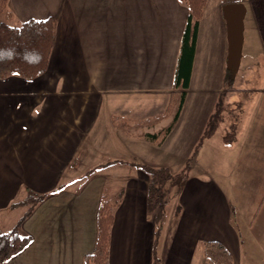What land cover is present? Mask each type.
Wrapping results in <instances>:
<instances>
[{
  "label": "crops",
  "instance_id": "crops-1",
  "mask_svg": "<svg viewBox=\"0 0 264 264\" xmlns=\"http://www.w3.org/2000/svg\"><path fill=\"white\" fill-rule=\"evenodd\" d=\"M237 4L243 8L241 23L249 17V33L245 38L243 30V41L233 58L239 60V52L242 59L247 56L239 67L247 70L264 59V0H237ZM227 5L226 0H208L179 120L163 141L154 142L125 132L121 119L144 121L165 113L168 106L131 118L136 110L129 113L119 103L148 97L170 99L189 15L184 2L8 0L13 23L54 18L56 35L43 75L32 80L18 75L0 79V222H11L10 229L17 224L27 206L14 204L24 200L28 191L47 195L21 227L32 242L4 264H84L85 256L95 249L102 191L112 185L97 173L76 189L73 178L67 176L79 168L80 159H92L101 150L134 151L138 146L153 152L154 144L164 155L174 152L178 156L180 150L191 153L219 96L229 92L228 101H238L233 95L240 85L230 88L225 82L232 57ZM245 43L248 52L242 54ZM234 72V85L242 78L243 86L248 78L242 74L236 79L238 72ZM253 106L247 117L240 113L232 144L224 142L219 128L204 145L220 139L221 152L226 150L220 167L230 175L227 187L198 175L180 182L181 210L173 217L174 233L166 256H160L161 264H193L196 248L206 240L223 242L235 264H249L251 248L244 246L237 225L240 220L251 239L258 236L260 250L264 247V88ZM171 120L162 119L147 132H157ZM223 124L227 128L229 119ZM127 162L135 164L129 176L114 180L119 183L112 188L115 219L110 264H152L157 226L155 213L147 205L150 176L140 165H160L140 159ZM118 163L103 166L108 169ZM19 207L25 211L13 219ZM166 235L163 227L161 241ZM253 250L256 254L259 249ZM199 257L198 264H208L205 256Z\"/></svg>",
  "mask_w": 264,
  "mask_h": 264
},
{
  "label": "trees",
  "instance_id": "trees-1",
  "mask_svg": "<svg viewBox=\"0 0 264 264\" xmlns=\"http://www.w3.org/2000/svg\"><path fill=\"white\" fill-rule=\"evenodd\" d=\"M189 8L187 24L183 33L180 53L176 66L173 91L169 106L165 113L142 121L137 125L120 123L121 128L131 134L130 130L143 124L154 126L162 119L172 117L169 125L157 132H146L143 136L154 142L163 141L173 130L179 120L182 108L186 101L187 90L190 87L194 57L196 52L198 30L204 16L208 0H180ZM237 0H226V3ZM0 79L11 75H18L24 79L32 80L43 75L47 70L50 57L54 48L56 35V21L49 19H30L19 23H13V12L8 9V0H0ZM225 82L228 87L234 88L235 77L233 70L227 68ZM229 92H223L216 103V108L211 114L204 134L196 146V151L207 139L211 138L216 131L229 119V125L224 133V142L232 144L237 139V127L243 102L228 101ZM139 125V126H138ZM74 161V165L77 163ZM113 162L135 164L115 160ZM140 167L150 176L148 188V210L155 213L157 225L154 242V259L152 264H161L158 254V238L163 230L164 220L167 216V206L171 201L167 184L187 177V174H173L166 167H154L142 164ZM93 171V170H92ZM89 171L88 175L93 173ZM184 173V172H183ZM123 190L120 193L122 196ZM112 188L106 185L102 191L97 214V238L95 249L84 258V264H110L111 235L114 224V204L111 200ZM46 194H38L28 191L24 200L14 206H27L25 214L17 224L8 231L0 229V264L11 260L32 242V236L23 233L22 224L33 213L35 207L46 198ZM204 256L209 264H235L232 253L226 245L219 240H206L202 242Z\"/></svg>",
  "mask_w": 264,
  "mask_h": 264
},
{
  "label": "rangeland",
  "instance_id": "rangeland-1",
  "mask_svg": "<svg viewBox=\"0 0 264 264\" xmlns=\"http://www.w3.org/2000/svg\"><path fill=\"white\" fill-rule=\"evenodd\" d=\"M249 17H244L241 23V33H240V39L241 42L243 41V34L245 32V38L246 35L249 33ZM0 19H3V14L0 15ZM245 29V31H243ZM244 50H242V54L245 52H248V49L246 47V43L244 45ZM235 52L232 51V57L230 59V64L229 66L232 68V70L235 69L237 73L236 79L241 77L242 74H245V76L248 78V81L243 85V79L240 78L238 82L234 85L238 86L240 85L237 93L233 95V100L238 99L243 102V106L241 107V114L244 117H247L250 112L253 109V104L255 100L258 98L260 95L262 89L264 88V59H261L259 64L252 66L251 68L244 70L243 67H240V64L242 63L241 66L248 60L247 56L243 57L239 52L237 58L239 60H235L233 58V54ZM247 54V53H246ZM233 75H236L235 72H233ZM195 95V94H194ZM171 98V95H170ZM232 99V98H231ZM170 99H166L164 97H148L147 99H139V100H134V101H122L119 104L124 103V106L128 108L127 110L130 111L134 108L136 110L135 113L131 114L130 117H135V118H140L144 116H148L151 113H154L157 111L158 107L161 110L163 106H169ZM189 106H193V104L189 103ZM110 112V110H109ZM242 116V117H243ZM140 122H129L126 119H121V123L123 124H130V125H137L140 124ZM139 126V125H138ZM225 124L221 125L220 129L218 132H223L225 133ZM99 131V127L97 128ZM147 131H153L150 130V126L143 124L140 127L133 128L130 130L132 135H137V136H143ZM177 142V141H174ZM205 142L200 146L199 150L196 151V146L193 152L188 153L185 151L180 150L176 154L178 156L172 155L174 152H172L170 155H164L162 149H159L158 144H154V151L151 152L149 149L145 148L144 146H138L134 151H128L125 150L126 148L123 149L121 152H115L114 150H101L97 152L96 157L92 159L88 158H83L80 159V165L79 168L75 169L72 171L71 174H69L67 177L70 180L73 178L74 185L76 189H82L83 185L88 182L92 177H94L97 173H100L101 175L106 176L107 178L110 179L112 188L116 186L117 183L114 180L119 179L120 177H127L129 176V170H130V165L127 163H118V165L113 166V167H107L108 169H104L105 167L103 166L106 163L114 161V159H122V160H127L133 161L134 159H140L141 161H144L146 163H150L151 165H160V166H155V167H166L170 170L171 173L173 174H187V175H198L200 177H205L207 179H214L217 181L220 185L224 187V189L227 187V179L229 178V174H226L225 167L221 169L222 163L226 159V150L224 149L225 153L221 152L222 151V146H221V141L219 138L214 139L207 147H204ZM199 143V142H198ZM197 143V144H198ZM179 145L178 143L175 144ZM229 145V144H228ZM181 149H184V147L181 145ZM203 147L208 151H203ZM176 150V148H174ZM203 151V153H202ZM182 155V156H181ZM119 157V158H114ZM132 156H137V158H131ZM82 158V157H81ZM132 163V162H130ZM127 164V165H126ZM165 164V165H164ZM162 165V166H161ZM107 166V165H105ZM93 170V171H92ZM223 170V171H222ZM89 171H92L93 173L89 174ZM184 172V173H183ZM223 172V173H222ZM75 175V177L73 176ZM115 178V179H114ZM184 179V178H183ZM182 179V180H183ZM181 179H176V181H172L167 184V188L169 189V195L171 197V201L167 206V216L164 220L163 226L166 229L167 235L163 241L162 236L160 235L158 238V248H159V256L165 257L167 253L168 246L170 244L171 236L174 233V229H171L174 219L173 217L177 216L181 210V202H180V196L177 195L178 193V188L180 185ZM25 207H19L13 214L12 217L18 218L22 213H24ZM17 221V220H16ZM16 223V222H15ZM238 227L240 228V233L241 237L243 240L244 246L250 247V255L248 262L249 264H264V247L260 250V245L258 241V236L256 235L255 238L251 239L247 232L246 229H244V224L240 220L238 222ZM157 226V225H156ZM11 222H6L2 221L0 222V229L2 231H8L10 229ZM162 233V232H161ZM161 237V238H160ZM250 239H249V238ZM248 245V246H247ZM252 248H258L259 250L256 252ZM201 252V253H200ZM204 249L203 246L200 245L196 248L195 252V259L193 264H198L197 260L200 254H202L203 259H204ZM259 252V253H258ZM162 254V255H161ZM255 254V255H254ZM164 255V256H163ZM206 259V258H205ZM247 258H244V261H246ZM207 261V260H206ZM208 263V262H207ZM209 264V263H208Z\"/></svg>",
  "mask_w": 264,
  "mask_h": 264
},
{
  "label": "water",
  "instance_id": "water-1",
  "mask_svg": "<svg viewBox=\"0 0 264 264\" xmlns=\"http://www.w3.org/2000/svg\"><path fill=\"white\" fill-rule=\"evenodd\" d=\"M242 11V6L240 4H237V2L228 3V5L226 6V17L229 21L228 36L231 52L237 50L240 45ZM228 68L232 69L230 66H228Z\"/></svg>",
  "mask_w": 264,
  "mask_h": 264
}]
</instances>
